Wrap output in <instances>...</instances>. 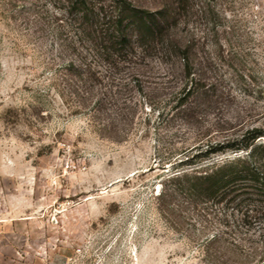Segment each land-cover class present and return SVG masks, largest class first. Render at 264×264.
<instances>
[{"label": "rangeland", "instance_id": "obj_1", "mask_svg": "<svg viewBox=\"0 0 264 264\" xmlns=\"http://www.w3.org/2000/svg\"><path fill=\"white\" fill-rule=\"evenodd\" d=\"M58 2L0 0V264H264V210L161 196L202 146L264 129V0L191 2L176 31L203 88L183 108L164 52L116 80L66 77L83 50Z\"/></svg>", "mask_w": 264, "mask_h": 264}, {"label": "trees", "instance_id": "obj_2", "mask_svg": "<svg viewBox=\"0 0 264 264\" xmlns=\"http://www.w3.org/2000/svg\"><path fill=\"white\" fill-rule=\"evenodd\" d=\"M171 1L175 7L163 0L157 10H151L137 6L132 0H59L58 7L78 36L76 44L83 50L78 62L71 61L66 66L65 76L82 86L89 82L101 83L105 79L116 80L130 64L142 63L153 52H164L181 65L183 87L179 108H183L203 85L193 70V44L176 31L180 22L186 25L193 0ZM137 77L134 73L127 78ZM76 92L81 93V99L87 100L84 97V94L89 95L87 87ZM83 103L81 106H86V101ZM261 138H264V129L257 127L248 130L239 140L216 147L202 146L199 154L189 155L180 162L181 166L189 168L168 178L175 186L174 191L161 196L185 190L192 204L198 201L235 203L242 217L257 215L264 206L242 199L253 202L254 195L261 200L259 202H264V143H258ZM229 151H244L247 155L217 163L207 162L213 155H225Z\"/></svg>", "mask_w": 264, "mask_h": 264}]
</instances>
